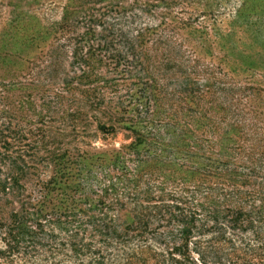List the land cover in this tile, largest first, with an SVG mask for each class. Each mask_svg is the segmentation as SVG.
<instances>
[{"label": "trees", "instance_id": "16d2710c", "mask_svg": "<svg viewBox=\"0 0 264 264\" xmlns=\"http://www.w3.org/2000/svg\"><path fill=\"white\" fill-rule=\"evenodd\" d=\"M161 4L66 9L0 83V264H264L253 88L201 70Z\"/></svg>", "mask_w": 264, "mask_h": 264}, {"label": "rangeland", "instance_id": "374dc122", "mask_svg": "<svg viewBox=\"0 0 264 264\" xmlns=\"http://www.w3.org/2000/svg\"><path fill=\"white\" fill-rule=\"evenodd\" d=\"M85 1L0 0V83L24 82L51 41H43V28ZM162 1L149 18L152 24L162 21V33L191 53L201 70L253 88L251 103L259 114L252 128L264 139V0ZM24 92L16 86L15 97ZM121 143L122 136L94 146L100 152Z\"/></svg>", "mask_w": 264, "mask_h": 264}]
</instances>
